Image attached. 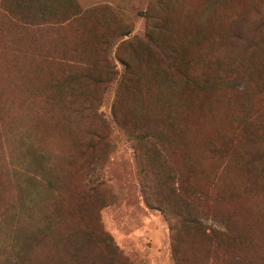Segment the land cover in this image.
I'll return each mask as SVG.
<instances>
[{"label":"rangeland","instance_id":"obj_1","mask_svg":"<svg viewBox=\"0 0 264 264\" xmlns=\"http://www.w3.org/2000/svg\"><path fill=\"white\" fill-rule=\"evenodd\" d=\"M155 1L0 0V264H84V252L77 248L87 228L94 231L90 234L94 238L98 231L108 233L128 264H175L169 221L147 203L146 199L157 204L156 197L143 193L140 163H144L141 154L147 139L136 137L138 129L130 134L112 114L124 72L115 51L125 40L132 39L135 46L143 42L150 11L156 19L193 17L202 36L208 37L196 48L203 69V59L215 53L229 60L248 54L244 43L221 44L223 37L228 42L233 27L237 30L231 25L239 18L246 22L238 26L239 34L251 39L261 53L264 26L251 30L250 24L258 12H264V0H165L160 6ZM104 56L115 78L105 84L88 80L87 76H105L99 65ZM133 64L142 76L141 91L133 102L126 97L124 105L144 123L159 118L153 125L162 126L169 139L166 158L182 173L187 164L192 166L193 184L210 193L205 204L221 206L216 195L239 189L247 207L264 211V176L250 177L251 181L239 166L226 169L233 148L243 154L262 138L264 73H258L260 83L248 84L243 95L226 83L230 70H219L221 81L209 88L202 103L210 122L203 124L204 130L216 132L213 141L220 149L212 153L201 144L200 149H188L187 161L185 144L173 143L168 126L193 107L179 88L170 92L152 77L139 58ZM238 71L237 78L245 81V74ZM95 96L99 99L94 101ZM241 100L248 105L246 110ZM250 117L253 120L246 124L242 121ZM90 132L104 134L99 145L105 153L98 159L81 152L88 142L96 141ZM258 146L264 149L263 142ZM35 150L42 155L37 168L30 165ZM221 169L222 180L211 185ZM88 178L99 185L87 194L88 204L80 209V193ZM167 194L166 190L161 197ZM255 218L260 225L255 241L262 249L257 247L249 255L253 264H264V217ZM199 220L207 232L217 233L216 264H243L240 250L220 234L226 232L224 225L209 215ZM201 230L185 228L189 264H208Z\"/></svg>","mask_w":264,"mask_h":264},{"label":"trees","instance_id":"obj_2","mask_svg":"<svg viewBox=\"0 0 264 264\" xmlns=\"http://www.w3.org/2000/svg\"><path fill=\"white\" fill-rule=\"evenodd\" d=\"M165 3V0L155 1V4L159 6ZM146 17L148 23L143 42L135 46L132 45L134 42L132 39L125 40L117 46L115 51L124 66V72L118 81L115 99L112 103V114L117 124L124 127L130 134L138 129L136 137L147 139V148L141 154L144 163H140L143 193L144 195L151 193L158 202L154 205L147 199L146 201L161 211L169 221V241L175 264H189L186 246L188 236L185 232V228L189 225L202 229L199 235L202 240L206 241L204 250L208 264H216L220 257L217 233L212 230L207 232L199 220L200 216L207 217L208 215L224 225L226 232L219 233L229 237L230 244L240 250V261L243 264H253V257L252 255L250 257L249 253H253V249L257 247L262 249L255 241L260 229L255 216L264 217L263 208L253 211L247 207L240 198L239 189L223 190L216 195V200L221 203V206L214 203L206 205L205 202L210 198V193L200 192L193 184L192 166L187 164L188 170L182 173L166 158L169 139L162 126L153 125V122L158 121L159 118L148 122L149 124L144 123L140 117L135 115V110L128 108L123 102L126 97H129L133 102L134 95H138L141 91L142 76L134 71L133 64L134 59L139 58L152 77L162 81L164 86L170 88V92L179 88L180 94L187 98L190 106L193 107L190 114L169 122L168 126L172 133L173 143L185 144V159L188 161V149H200L201 144L207 151L217 152L220 146L213 141V134L216 135V132H212L210 129L204 130L203 124H210V122L205 118L202 100L206 101V92L221 81L217 77L221 74L219 70L222 72L230 70L231 75L226 78V83L231 88L243 92V95L248 93V84L260 83L262 75L260 76L258 73H264V56H262L264 54V36L261 40L262 51L260 53L251 39L245 40L239 34L238 26H246L245 18H239L231 25L237 26V30L233 27L229 32L228 42L223 37L221 44L236 43L239 47L244 43L247 46L248 54L243 58L229 60L215 53L211 58L207 56L205 60L203 59V64L206 67L203 69L198 61V49L196 48L208 40V37L207 35L202 36L201 28L196 27L191 15L177 20L172 18L164 20L159 16L156 19L148 11ZM252 22L251 30H253V26H264V12H258L256 19ZM212 48L215 50L216 45L213 44ZM121 53L126 56H122ZM209 64H213L214 67H209ZM99 65L104 67L105 76L99 78L87 76V79L94 83L111 82L115 78V74L107 56H104ZM238 68L245 74V81L237 78V75L240 74ZM152 83L155 84L153 79ZM93 99L94 101L98 100L99 96H95ZM241 106L244 110L248 108L244 101L241 102ZM251 120H253L252 117L242 121L246 124ZM244 131H247L246 126ZM90 134L96 138V141L88 142L85 147L81 148V152L82 154L88 153L92 159H98L105 153V150L99 145L104 134L102 132H90ZM261 137V140L257 141L256 147L254 146L253 149L247 150L243 154L233 148L228 155L226 163L229 162V164L226 169L231 165L239 166L243 170L244 176L249 180L253 177L264 176V149H260L258 146L259 142L264 143V132ZM250 142L255 145L256 141L250 140ZM157 157H161V160L155 159ZM41 158L40 152L35 150L32 153L30 165L37 168ZM223 174V169L214 174L210 184L220 182ZM97 185H99L98 181L94 183L91 178H88L84 190L80 193L83 199L79 202L80 209H82L83 203L88 204V193L95 190ZM166 190L168 194L166 198H162L161 194ZM174 219L176 221L172 222ZM93 233V230L85 229V237L77 248L84 252V264H128L118 246L112 243L108 233L98 231L96 238L90 235ZM85 250L90 256L85 253Z\"/></svg>","mask_w":264,"mask_h":264}]
</instances>
